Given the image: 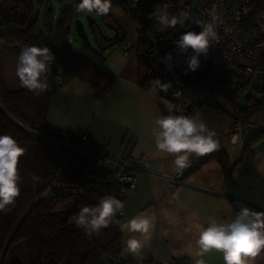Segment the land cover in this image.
Wrapping results in <instances>:
<instances>
[{
  "label": "trees",
  "instance_id": "16d2710c",
  "mask_svg": "<svg viewBox=\"0 0 264 264\" xmlns=\"http://www.w3.org/2000/svg\"><path fill=\"white\" fill-rule=\"evenodd\" d=\"M156 1L111 0L112 6L121 8L143 28L135 50L140 63L147 68L144 79L147 83L159 80L153 71L154 61L147 39L155 21L149 19L148 14ZM38 2L40 11H44L43 18H39L40 12H35L32 0H2L0 3V50L19 56L24 46L36 45L48 47L55 56L49 90L38 96L23 87L9 88L0 64V135H11L27 149L19 163L20 195L8 210L0 212V264H122L118 260L122 244L118 224L113 223L99 236L88 238L82 228L69 222L82 206L95 205L101 197L109 196L110 185L103 170L94 166L95 157L79 150L85 144L81 137L49 125L46 114L53 93L61 85L58 79L96 67L104 59L103 51L121 44L126 33L110 14L101 16L109 28V33L105 34L97 21L88 16L91 44L78 20L80 13L75 10L80 0H65L64 5L57 0L58 16L48 2ZM251 2L257 11L264 10V0ZM73 28L80 42L73 43L70 37ZM182 33L179 25L169 28L164 40L174 45ZM185 75L199 86L212 90L217 99L215 105L225 99L234 111V118L243 123L256 113H264V77L260 75H256L259 81L253 85L259 98L247 95L244 106L238 105L240 91L251 79L240 70L221 66L212 74L187 71ZM160 92L170 99L167 93ZM88 146L92 152L102 151V147ZM219 160L222 162V158ZM113 196L121 200L117 193ZM116 218L120 221L118 214Z\"/></svg>",
  "mask_w": 264,
  "mask_h": 264
},
{
  "label": "crops",
  "instance_id": "0c3cea01",
  "mask_svg": "<svg viewBox=\"0 0 264 264\" xmlns=\"http://www.w3.org/2000/svg\"><path fill=\"white\" fill-rule=\"evenodd\" d=\"M109 14L126 33L125 40H134L133 21L122 9L113 6ZM121 44L104 50V59L96 67L58 79L61 85L51 97L46 122L77 137L86 134V144L102 147L106 154L144 159L136 171V189L122 200L120 222L146 213L155 216V227L138 257L123 252L131 234L120 230V263L181 258L194 264L196 224L207 226L210 219L228 222L242 207L264 212V113L245 121L242 132L231 141L226 136L234 120L230 104L220 99L218 106L196 105L189 117L215 131L221 147L193 157L190 167L177 172L173 157L157 151L151 134L157 116L167 115L169 109L175 115L173 103L153 82L144 81L147 68L137 51ZM166 176L175 180L168 183ZM202 259L205 264H224L222 253L214 250ZM255 264H264V252Z\"/></svg>",
  "mask_w": 264,
  "mask_h": 264
},
{
  "label": "clouds",
  "instance_id": "9594fccd",
  "mask_svg": "<svg viewBox=\"0 0 264 264\" xmlns=\"http://www.w3.org/2000/svg\"><path fill=\"white\" fill-rule=\"evenodd\" d=\"M112 9L111 0H80L75 5L79 13L94 12L98 16H107ZM148 18L155 19L160 32L176 28L177 25L186 27V22L190 21L201 28L200 32L186 31L174 41L180 53L186 54L189 49L192 50L188 67L193 71L199 67V56L206 55L209 47L218 39L215 24L194 20L188 9L172 14L166 5L154 7ZM167 58H171L170 53ZM54 61L55 56L48 47L24 46L18 56L15 71L20 86L37 96L48 91ZM154 84L165 93L170 87V84L159 80L154 81ZM151 134L157 151L173 157L177 172L190 167L193 157L205 156L221 147L216 132L205 122H198L185 115H174L171 109L167 115L161 114L154 119ZM26 151L11 135H0V212L8 210L20 195L22 177L19 163ZM124 209L125 204L120 199L111 195L104 196L95 205L82 206L70 217L69 222L82 228L88 238L99 236L103 229L113 223L118 224L121 232L131 234L125 241L123 252L138 257L151 239L155 216L140 213L121 223L116 217L117 214L123 216ZM195 227L198 232V258L194 264H205L202 257L213 250L222 253L224 264H255V258L264 252V212L242 207L234 219L228 222L210 219L207 226L196 224Z\"/></svg>",
  "mask_w": 264,
  "mask_h": 264
},
{
  "label": "built area",
  "instance_id": "2783aa9c",
  "mask_svg": "<svg viewBox=\"0 0 264 264\" xmlns=\"http://www.w3.org/2000/svg\"><path fill=\"white\" fill-rule=\"evenodd\" d=\"M136 3L139 0H127ZM196 0H157L154 7L167 6L172 14L181 9L191 11L196 21L214 23L218 39L208 49L207 54L199 56V67L193 71L188 67V61L193 55L191 49L185 54L180 53L176 45H169L164 40V32L158 31L159 25L154 21L147 39L154 61L153 71L161 83L170 84L167 95L173 103L175 115L190 116L193 108L200 103L215 105L216 99L209 88L199 86L186 77V72L212 74L218 67L227 66L240 70L244 75H260L264 77V10L257 11L251 0H201L198 7H194ZM215 17V20H214ZM135 30L134 40H124L123 48L135 50L136 41L142 34L143 28L133 21ZM186 31L200 32L201 28L195 22H186ZM182 33V34H183ZM179 39V36L176 40ZM171 58H167V54ZM150 77L153 73L150 72ZM243 122L234 118L227 138L234 141L242 132ZM85 143L79 150L95 157L94 166L103 170L106 182L110 185L109 195L115 193L121 201L130 195L137 186L136 171L144 161L142 157L132 155L113 156L104 150L92 152L86 144V134L81 136ZM70 147L67 142H62ZM168 183L175 180L173 176H166ZM119 215V214H118ZM120 216V215H119ZM111 264H117L112 262ZM154 264H188L185 259L174 258L166 262Z\"/></svg>",
  "mask_w": 264,
  "mask_h": 264
},
{
  "label": "rangeland",
  "instance_id": "374dc122",
  "mask_svg": "<svg viewBox=\"0 0 264 264\" xmlns=\"http://www.w3.org/2000/svg\"><path fill=\"white\" fill-rule=\"evenodd\" d=\"M34 3V9L35 12H40L39 13V18H43V14L44 11L41 10L40 11V5L38 0H32ZM64 1L65 0H61V4L64 5ZM42 2H48L54 10L55 15L58 16L59 14V6L57 4V0H42ZM201 3V0H196L194 7H198ZM92 17V19L96 20L97 23L99 24L102 32L105 33H109V28L108 26L105 25L104 21L102 20L101 16L96 15L95 13H80L78 16V20L82 23L83 28L85 30L86 35L89 38L90 43H93V37H92V32L90 30V25H89V20L87 17ZM41 24V22H40ZM70 37L71 39H73V43L75 42H80V38L78 36L77 30L75 28H73L71 30L70 33ZM17 59L18 56L8 53L4 50H0V64L2 66V75H3V79L6 83V85L9 88L12 89H17V88H21L20 86V82L18 80V78L15 75V71H16V64H17ZM250 83L246 86V88L242 89L240 91V98L238 99V105L239 106H244L246 99H247V95H249L250 98H259V93H257L254 88L253 85L255 82H258L259 80L257 79L256 75L250 74ZM217 100V99H216Z\"/></svg>",
  "mask_w": 264,
  "mask_h": 264
},
{
  "label": "water",
  "instance_id": "95a60500",
  "mask_svg": "<svg viewBox=\"0 0 264 264\" xmlns=\"http://www.w3.org/2000/svg\"><path fill=\"white\" fill-rule=\"evenodd\" d=\"M3 254H4V252H3ZM3 254H2V256H3Z\"/></svg>",
  "mask_w": 264,
  "mask_h": 264
}]
</instances>
